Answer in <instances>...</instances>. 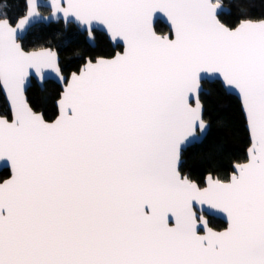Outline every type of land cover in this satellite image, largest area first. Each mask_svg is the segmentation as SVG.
Segmentation results:
<instances>
[{
  "label": "snow or ice",
  "instance_id": "1",
  "mask_svg": "<svg viewBox=\"0 0 264 264\" xmlns=\"http://www.w3.org/2000/svg\"><path fill=\"white\" fill-rule=\"evenodd\" d=\"M23 3L17 17L0 4V264H264V16L239 7L228 23L221 0ZM38 20L93 43L102 29L115 50L65 73L58 51L25 46ZM49 74L54 118L26 95ZM206 81L238 96L249 144L201 181L182 165L208 127Z\"/></svg>",
  "mask_w": 264,
  "mask_h": 264
},
{
  "label": "trees",
  "instance_id": "2",
  "mask_svg": "<svg viewBox=\"0 0 264 264\" xmlns=\"http://www.w3.org/2000/svg\"><path fill=\"white\" fill-rule=\"evenodd\" d=\"M264 0L235 1L230 7V12L237 18L240 16L239 7H246L249 12L261 14ZM7 3L3 9L11 17H17L24 13L23 0H0V4ZM158 31L166 32L167 26L158 21ZM29 49L51 47L58 51L61 65L65 73L76 70L83 57L79 54L110 55L114 49L107 42L103 34L97 35L96 45H88L79 38V32L73 24L64 27L61 22L48 25L37 24L29 29L24 40ZM80 47V49H79ZM207 93L202 92L201 101L204 107V119L210 124L209 130L201 143L194 144L183 151V170L192 178L203 180L209 171L225 176L230 173L234 162L243 161L246 158V149L249 144L248 132L245 128V120L238 99L225 92L218 82H205ZM60 86L53 81L44 83V88L32 82L26 95L29 103L36 111H41L46 118H54L57 114L55 100L59 96ZM6 107L5 99L0 92V111ZM8 170L0 171V176L6 177ZM213 224L224 227L225 223L213 218Z\"/></svg>",
  "mask_w": 264,
  "mask_h": 264
},
{
  "label": "water",
  "instance_id": "3",
  "mask_svg": "<svg viewBox=\"0 0 264 264\" xmlns=\"http://www.w3.org/2000/svg\"><path fill=\"white\" fill-rule=\"evenodd\" d=\"M223 4V3H222ZM45 8H47V7H45ZM48 9V8H47ZM49 10V9H48ZM222 12H224V13H229L230 12V8L228 7V6H226V5H224L223 4V8L221 9V13ZM44 15H47L48 13H43ZM60 21H62L63 23H64V21L63 20H60ZM57 22H59V21H56V20H38V21H34L32 24H30L29 26H28V28H27V30H26V32L24 33V36L27 34V32L29 31V29L30 28H32L33 26H35V25H37V24H44V25H48V24H50V23H57ZM159 22H161L162 24H164L165 26H167V28H168V25H167V22H166V20L164 19V18H161L160 20H159ZM65 24V23H64ZM75 25V24H74ZM76 26V25H75ZM79 29V28H78ZM97 30H99V31H102V29H97ZM103 32V31H102ZM112 44V43H111ZM113 45V44H112ZM51 48V47H50ZM39 49V48H38ZM55 50V49H54ZM59 59H60V57H59ZM32 80H34L35 82H36V84L40 87V89H43L44 88V83L45 82H47V81H53V82H55L56 84H58L59 86H60V88H61V85H60V83H59V81L57 80V78L55 77V74H49V75H47L44 79H43V81H41L37 76H33L31 79H30V81H29V85H28V88L31 86V84H32ZM207 82H214V81H207ZM205 88V87H204ZM28 90V89H27ZM62 90V89H61ZM60 90V91H61ZM225 90V89H224ZM204 92L205 93H207L208 92V90L205 88V90H204ZM225 92L226 93H228V94H232V95H234L237 99H238V96L235 94V93H230V92H227L226 90H225ZM2 93V95H3V97H4V99H5V102H6V104H7V101H6V97L4 96V94H3V92H1ZM59 99V96L57 97V99L55 100V106H56V109H57V100ZM238 101H239V99H238ZM241 107V106H240ZM58 111V110H57ZM41 112V111H40ZM203 112H204V107H203ZM207 121V120H206ZM207 123H208V127L206 128V130L205 131H203V132H199L198 131V133H197V138L196 139H194V140H192L190 143H188L185 147H184V149H183V151H185L188 147H190V146H192V145H194V144H198V143H201L202 142V140L204 139V137L206 136V134H207V132H208V130H209V126H210V124H209V122L207 121ZM245 128H246V122H245ZM246 130H247V128H246ZM3 169H7L6 167H4L3 166V164H2V162H0V171H2ZM8 170V169H7ZM212 217H214V218H217V219H220L222 222H224L225 224H226V220H225V217L222 215V214H220V215H214V216H212Z\"/></svg>",
  "mask_w": 264,
  "mask_h": 264
},
{
  "label": "flooded vegetation",
  "instance_id": "4",
  "mask_svg": "<svg viewBox=\"0 0 264 264\" xmlns=\"http://www.w3.org/2000/svg\"><path fill=\"white\" fill-rule=\"evenodd\" d=\"M221 2L224 4V5H226V6H228L229 8L232 6V4H233V2H235L234 0H221ZM263 6H262V8H263V11H264V2H263V4H262ZM40 11L42 12V13H48L49 12V10L47 9V8H45V7H42L41 9H40ZM224 12H222L221 14H223ZM224 14H228V13H224ZM59 22H61L62 24H63V26L64 27H68V25L67 26H65V24L62 22V21H59ZM58 23V22H57ZM74 25V24H73ZM75 26V25H74ZM75 28L78 30V32H79V38H81L82 40H84L88 45H90V46H92V47H94L95 45H96V41L93 43V42H91V41H89L88 39H87V36H86V34L84 33V32H82L80 29H78V27L77 26H75ZM28 33V32H27ZM98 34H103L104 35V33L102 32V31H99V30H97V35ZM27 35V34H26ZM25 35V36H26ZM97 40V39H96ZM107 40V39H106ZM107 42L110 44V46L115 50V48H114V46L111 44V42L110 41H108L107 40ZM38 49V48H37ZM79 49H80V47H79ZM56 50V49H55ZM83 62H84V60H83ZM83 62L81 61L80 63H79V66L81 65V64H83ZM32 82H35L34 80H32ZM36 83V82H35ZM40 88V87H39ZM214 218V217H213Z\"/></svg>",
  "mask_w": 264,
  "mask_h": 264
},
{
  "label": "rangeland",
  "instance_id": "5",
  "mask_svg": "<svg viewBox=\"0 0 264 264\" xmlns=\"http://www.w3.org/2000/svg\"><path fill=\"white\" fill-rule=\"evenodd\" d=\"M234 1H238V0H234ZM235 3V2H234ZM233 3V4H234ZM232 7V6H231ZM234 7H232V9H233ZM252 16H254V17H260V16H264V11L261 13V14H258V13H256V12H249ZM221 18L223 19V20H225L226 22H228V23H236L237 22V20H238V18L233 14V13H228V14H221Z\"/></svg>",
  "mask_w": 264,
  "mask_h": 264
}]
</instances>
